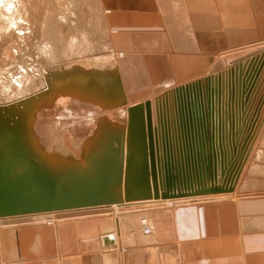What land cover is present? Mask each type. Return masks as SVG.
Returning <instances> with one entry per match:
<instances>
[{
    "label": "crops",
    "instance_id": "crops-1",
    "mask_svg": "<svg viewBox=\"0 0 264 264\" xmlns=\"http://www.w3.org/2000/svg\"><path fill=\"white\" fill-rule=\"evenodd\" d=\"M97 1L109 47L114 55L122 53L114 61L123 83L126 105L131 102L125 112L126 120L131 116L133 121H142L146 113L151 115L152 121L160 119L161 114L167 116V104L173 126L165 129L171 138L178 129L177 119H173L174 93L167 96L168 99L156 101L158 106L149 102L151 105L145 106L148 108L146 113L142 109L136 111V108L149 103L136 102L137 99L146 100L167 85H182L200 78L205 82L218 68H224L220 65L221 55L264 41V0ZM98 75L101 76L98 81L99 76L93 75L89 77L91 83L81 86L78 101L87 111L99 110L103 105L115 106L92 116L94 125L90 131L97 129L99 120L107 123L102 127V135L117 134L118 117H115L119 107L116 102L120 105L122 101L115 100L111 90L113 82ZM261 86V94L246 113L245 101L241 100L244 103L241 109L238 106L240 115L246 117L245 126L242 122L239 130L243 141L237 158L243 152L245 157L237 163L239 171L232 195L168 199L174 205L170 209L157 207L156 202H131L114 205L119 207L120 213L111 206L0 219V264H264L262 80L256 87ZM129 109L136 113H130ZM156 111L158 117L154 116ZM137 124L133 131V147L140 149ZM105 129L109 132L104 133ZM165 129L162 126L161 132ZM248 139L250 141L244 147ZM173 140L171 154L173 158L180 157L178 144L174 149ZM87 143L89 140L84 144ZM155 149L164 151L159 146ZM251 156L254 162H250ZM252 163L254 165L250 167ZM223 184L221 180L209 183L216 189ZM230 195L234 198L228 199ZM105 211L113 212L115 216ZM48 217L55 218V223L43 221ZM143 217L151 221L148 235L142 233L139 223ZM110 233L118 237L117 244L106 237Z\"/></svg>",
    "mask_w": 264,
    "mask_h": 264
},
{
    "label": "rangeland",
    "instance_id": "rangeland-1",
    "mask_svg": "<svg viewBox=\"0 0 264 264\" xmlns=\"http://www.w3.org/2000/svg\"><path fill=\"white\" fill-rule=\"evenodd\" d=\"M2 1L3 2L1 7L4 9H6L7 7L9 11L4 16H0V107H5L7 104L13 103L15 102V100H19L22 97H26L29 95L32 96L34 95V93H37L44 88H46L48 91L51 89H57V91L53 90L54 93L62 97L66 89H63V87L66 86L64 85L65 83L61 80L63 79L65 74L69 73V70L77 69V73H82V70H84L85 67H90L91 70L93 69V72L102 73V75H108L106 73L110 71L109 67H111L113 63L111 58H118V56L121 57L122 53L114 55L115 53L113 54L110 50L108 36L106 30L104 29L105 25L103 24L104 21L102 10L99 7L97 0ZM263 43L264 41L262 43L260 42V44L257 43L254 46L247 47L236 52L233 51L225 55H221L219 57L220 65L221 67L224 66V68H218L219 71L216 70V72L212 73V76H218V80H220L219 78H221L222 75L221 82L225 88H223L222 86L224 92L222 93V103L220 106L224 107L228 115L229 113H231V118H233V116H235V114L238 112L236 103H234L233 105V100L237 98L235 97L237 95H234L233 98V94H236V91H238L237 84H240L243 81L242 79H244V81L240 88L241 97L243 93L247 97H249L248 95L252 90V93L255 94V99L258 97V94H261L260 90L262 86L258 89L256 85L258 86L261 80L264 81V47L262 48ZM109 50L113 55L111 53H108ZM107 54L111 55V58L109 57L111 61H105V58H103V56ZM239 60H241L242 62L244 60V62L240 63ZM238 65L243 66V68H239ZM44 72L46 73L45 77L43 75ZM109 74H111V72H109ZM212 76L211 78L213 79ZM201 80L202 78L194 81ZM218 80H216L215 82L213 81V84L211 83V88L213 90L211 94L212 96H214V98L216 96L218 98V94L220 92V87L218 86H220L221 84ZM186 83H183L182 85ZM247 83L249 85L245 87V84ZM182 85L171 84V86H169L168 88H165L157 93H152V95L146 97V100L137 99V101H134L148 103L150 102L151 104L154 102L157 105L156 101L160 102L165 97L168 99L167 96L170 97L172 93H174L171 90H175ZM251 97L250 105L255 102V99L253 102L251 101ZM129 99H131V97ZM241 100L246 101V98H244V100ZM209 101L210 98L208 99L207 97V111L209 109ZM217 102L219 104V98L217 99ZM150 103L143 105V107H140V109H142L143 111H145L144 113H146L148 108H145V106H150ZM128 105H131V102H129V104L127 103V105L118 104L117 106H119V108L116 111L117 115L114 114V117L116 115L115 118L118 117L117 127L119 128V130L121 129L120 132L122 133L125 132L128 127L125 115ZM228 105H231L230 108ZM128 111L133 114L136 113L135 111L131 112V109H129ZM179 112L180 111L178 109V116L180 115ZM205 113L206 114L204 115V121L206 120L205 123L207 124V128H209L210 120H207L208 112ZM90 114L91 113H84L83 116L87 115L88 118L79 119V122L75 121L76 119H72V116H70L72 118H65L64 122H66L65 124L68 125V127H74L76 133L78 132L81 134L82 131L88 130V128H90L94 123V118H91L92 116ZM238 114L240 115L239 112ZM79 115H82V113H80ZM149 115H147V113L146 115L144 114V119L141 121V123H144V130L147 135L146 141L148 148L149 136L150 146L152 145V147H161L162 145H164V142L161 140L163 132L165 135L168 126H172V122L170 121L171 118L169 119V116L161 114L160 119L156 118L152 121L151 115ZM158 115L159 113L158 111H156L154 113V116L158 117ZM245 117L246 115H244V118H239L238 121L236 119H231L232 121H234V124L232 122L231 131L229 129L231 135L228 132V141L229 143L232 142V145H229V149L233 151L231 155L232 158H230L229 161V167L231 166L233 168V182H235L237 171H239L237 163L240 162V159H244L245 157L243 152V154L241 153L237 158L243 141V139H241V136L239 135V130L241 129L242 122H244L245 126ZM177 121H179V119H177ZM161 125L166 128L165 130H163V132H161ZM147 128L150 129L148 130ZM178 128H180V124H178ZM223 129L225 130V126L224 128L223 126H221V134L223 132ZM160 132L161 134H159ZM178 132L179 129H176V131L172 133V139H174V149H176V143L179 145ZM225 136L226 135L224 134V138ZM262 139H264V134L262 136ZM249 141L250 140L246 142L244 147H246ZM165 149L168 150L167 144H165ZM250 162H254V158L252 159V156ZM253 165L254 164L252 163L250 167H252ZM229 167L228 170L230 169ZM224 179L225 177L217 178V180L221 181H224ZM210 180L211 182L213 181L212 179ZM227 185L228 184L225 183L220 187H227ZM234 186L235 185H232L233 191L231 193L225 194L232 195V193L234 192ZM214 195H224V193ZM231 195L228 197V199L234 198ZM205 201L207 200H204V202ZM105 213L115 216L113 212L108 213L105 211ZM48 218H44L43 221L49 224H53V222L50 221L55 222V219L53 220V218ZM148 220L150 221V219ZM115 242V244L118 243V237L117 239L115 237Z\"/></svg>",
    "mask_w": 264,
    "mask_h": 264
},
{
    "label": "water",
    "instance_id": "water-1",
    "mask_svg": "<svg viewBox=\"0 0 264 264\" xmlns=\"http://www.w3.org/2000/svg\"><path fill=\"white\" fill-rule=\"evenodd\" d=\"M244 98L248 101V97L243 93L242 99L244 100ZM217 99V96L215 98L212 96L209 101L207 111V120H210L209 128L204 123L203 117L200 118V113L196 109L192 113H185V119L180 118L178 132L180 157L177 156L171 160L169 154H166L167 151L161 152L160 156L156 150L158 173L155 174L153 169L150 178L148 177V150L145 151L144 148V128L138 119L139 131L142 134L141 148L133 147L135 138L133 129H131V133H127L126 154H124L123 145H121L119 159L114 157V161L111 163L113 167L103 163L107 166L105 170L100 171L95 165L83 184H77L76 181L70 180L66 169L51 171L44 167L42 170L37 163L27 164L28 162L19 160L10 162V159L4 160L0 156V219L83 210L122 204L123 202L204 195L214 192V188H209L210 179L217 183L218 177H225L224 184L232 183L233 168L231 167L227 173L233 153L229 149L232 142L228 141V132L231 135V123L234 124L231 119L238 121L239 118H244V115L236 113L231 118V113L228 115L224 107L218 104ZM138 109L140 110L138 107L136 111ZM133 111L135 110L131 109V112ZM0 120L4 123V127L0 126L1 152L4 150L1 143H8L11 147L12 142L15 144L16 135L15 117L12 111L0 110ZM10 125H13L12 129ZM221 126L223 128L225 126L222 134ZM205 137L207 140L209 138L210 150L209 147H206ZM114 145L120 147L117 141H114ZM161 148L165 150V145H162ZM141 150H143V154ZM114 152H117V149ZM208 153L210 158H208ZM150 161L152 162L150 167L154 168L152 149ZM26 165L31 168L33 174L28 175L23 171V166ZM122 169L124 177H121ZM135 172H140L141 176L138 174L133 178ZM115 179H117L116 193L105 194L102 190L103 183H113ZM122 183L124 195H120ZM179 190L185 192L181 193Z\"/></svg>",
    "mask_w": 264,
    "mask_h": 264
},
{
    "label": "bare ground",
    "instance_id": "bare-ground-1",
    "mask_svg": "<svg viewBox=\"0 0 264 264\" xmlns=\"http://www.w3.org/2000/svg\"><path fill=\"white\" fill-rule=\"evenodd\" d=\"M2 2L3 1L0 0V16L1 15L4 16L9 11L7 7H6V9L1 7ZM104 29H105V26H104ZM263 47H264V43L262 44V48ZM110 50H111V48H110ZM110 50L108 52L109 54L111 53ZM234 52H236V51H234ZM263 54H264V52H263ZM110 56L111 55L107 54V55H104L103 58H105V61H111V59H112L113 63L111 65V67H109V68L110 69L113 68V71L111 74H109V72H110L109 71L108 73H106L108 75H104V76L106 79H110L111 82H113L112 85H114V86H113V88L111 87L112 88L111 90H112L114 97L116 98L115 100L122 101L121 102L122 104L123 103L126 104V98L124 96L123 83H122V80H120L121 76L119 77L120 73H119V70L117 71L118 68L116 67V63L114 61L117 58H114V57L111 58ZM121 56H122V54H121ZM238 67L243 68V66H239V65H238ZM76 70H73V69L69 70L68 71L69 73L65 74V76L61 80L65 83V84L64 83L63 84L66 86V87H63V89L64 88H66V89H65V93L62 95V97L57 95L56 93H54V91H57L56 87H55L56 90L53 89L54 91L52 89L48 91L46 88H44V89L40 90L39 92L34 93V95H32V96L29 95L26 97H22L19 100H15V102H13V103L7 104L5 107H0V110L12 111V114L15 117V135H16L15 136V144H14V142H12L11 147H9L10 145L8 143H5V142L1 143V145L4 148V150L0 152L1 158H3L4 160L10 159L11 160L10 162H15V160L16 161L17 160L23 161L25 163L28 162L27 164H31L32 162H34V163H37L39 165V168H42V170L44 169V167L51 169V171L65 170L66 169L68 172V178L70 180L76 181L77 184H83L84 181L86 180V178L88 177L89 173L91 172L92 168L95 165H96L97 170H100V171L105 170V167L107 166V165H104L103 163H106L109 166L113 167V165H111V163H113L114 157L116 159L117 158L119 159V157H120L119 150L121 151V145H123V151H124V154H126L127 133H130L131 129H133V131H135L134 130L135 124H137L136 121H133L131 116L127 117V120H126V122L128 123L127 130L122 133V132H120L121 129L120 130L118 129L119 131L118 130H116V131L120 132V133H117V134L116 133L114 134L112 132L111 134L109 133V134L102 135L101 134L103 131L102 127H106L105 124H107V123H103L102 121H99V120L97 121V124L95 123L96 125H98L96 130L90 131V128H89L86 131H82L81 134L78 132L76 133L75 132L76 130L74 129V127H68V125L65 124L66 123V122H64L65 118H72L73 117L72 119H76L75 121L79 122L80 121L79 119L88 118L87 115L83 116L84 113L85 114L91 113L90 115L94 116L95 114H100V113L103 114L107 110L111 109L112 107H115V106H111V105L110 106L103 105L99 108V110H89V111H87L86 109L84 110L83 104H81L78 101L80 99V96H81L80 94L82 92L81 86L84 83H88V82L91 83L92 82V81H90L89 77H91L93 75H95V77H98L99 76L98 74H100V75H102V74L98 73V72H93V69L91 70L90 67H85V69L82 70L83 71L82 73H77ZM118 73H119V75H118ZM43 75L45 77L46 73L44 72ZM212 77H213V79L211 77H209L208 78L209 80L206 79L207 81H205V82L202 80L201 81H191L189 83L182 85V87H178L175 90H171L174 92V97H173L174 104L172 106L173 110H174L173 119L174 118L179 119V121H177L178 124H180V118L182 119V117H183L185 119V113H187V112L192 113L193 110H195V109L197 110L198 113H200V115H199L200 118L203 117V119H204V115L206 114L205 112H207L206 108H204V106L207 105V103H206L207 97H208V99L211 98L212 97L211 92H213V90L211 88V83L213 81L215 82L216 80H218V76L216 77V75L215 76L213 75ZM100 78H101V76H99L97 78V81ZM219 79L220 80H218V81L220 82L221 85L218 86V87H220V92L218 94V98L220 101L219 104L221 105V103H222L221 98L223 96L222 93L224 92L222 89V86H223V88H225V87L221 82L222 81V75H221V78H219ZM195 80H197V79H195ZM242 80L244 81V79H242ZM49 81H50V79H49ZM55 81H56V78H55ZM243 81L240 84H237L238 91H236V94H233V98H234V95H237V96H235L237 98L233 100V105H234V103H236L237 110H238V106L241 109V106L244 104V103H242L241 96H240L241 95L240 94V91H241L240 88L243 84ZM208 82H209V84H208ZM169 86H171V85H169ZM169 86L167 85L166 88H168ZM103 87H105V86H103ZM97 89H98L99 95H101V93L99 91L100 89L99 88H97ZM107 91H109V90L107 89ZM252 91H251V93H252ZM251 93L249 94L248 101L246 99L245 104H244L246 106L245 113L249 110V108L251 106L250 105V97L252 96L251 97L252 102L255 99V97H254L255 94L254 93L251 94ZM104 94H106V93H104ZM105 96H107V95H104V97ZM98 103H99V101H98ZM92 104H94V103H92ZM117 104H119V103L116 102V105ZM230 106H229V108H230ZM165 107H166L167 116H169V119H170L169 110H168L169 107L167 104L165 105ZM178 109L180 111L179 114H181V116L180 115L178 116ZM176 110H177V112H176ZM236 112H233V113H236ZM80 113H82V115H79ZM77 114H78V116H77ZM237 114H238V112H237ZM70 116H72V117H70ZM48 117H52V118H48ZM2 118H7V117H2ZM205 121H204V123H205ZM89 122H90V120H89ZM3 124H4L3 121L0 120V126L4 127ZM132 124H133V126H132ZM93 125H94V123H93ZM142 125L144 128V123H142ZM11 126H13V125H10V128L12 129ZM231 127H232V123H231ZM136 129H138V128H136ZM147 129H150V128H147ZM107 131L108 130L105 129L104 133H107ZM143 132H144V139H145L144 140V142H145L144 148H145V151L148 150V157H149L148 177L150 178V177H152L153 169L155 170V174L158 173V168H157L158 167V156L155 155V151H156L155 147L154 146L152 147V145L150 146V136H149V148H148L147 141H146L147 135H146V132L144 129H143ZM141 135L142 134L140 132V138H141ZM88 140H89V143L84 144ZM161 140L164 142V145L165 144L168 145V150L165 149V151H167L166 154H169V158H171V160H172V158H173V155L171 154L172 138L169 137V139H168L167 133H165V135L163 134ZM169 140H170V142H169ZM114 141H117L120 147H115ZM122 141H123V143H122ZM204 141L206 143V147H209V144H210L209 138L207 140L205 137ZM85 146H87L86 148H89V149H85L84 148ZM116 149H117V152L113 153V151H115ZM151 149L153 150L154 168L150 167L152 165L151 164L152 162L150 161ZM209 150H210V147H209ZM159 152H160V150L158 151V153ZM159 155L161 156V152ZM208 158H210V155H208ZM256 160L257 159H255V161ZM23 167H24L23 171L26 174H28V175L33 174L31 172V168L28 167V165L23 166ZM112 167H111V169H112ZM96 168H95V171H97ZM121 174H122L121 177L122 176L124 177L123 169H122ZM138 174H140V176H141L140 172H135L134 177ZM174 175H175V173H174ZM105 180H107L106 177H105ZM234 183L235 182L228 184L227 187H219V189H216V187H214L213 193H208V194H204V195L207 196V195H213V194L231 193L233 191L232 185H234ZM116 184H117V179L113 180V183H109V184L103 183V186H102L103 192L105 194H111V193L116 192V186H115ZM122 185H123V183H122ZM213 186L214 185H212V187H209V188H213ZM179 191L182 193L185 192L184 190H179ZM121 192L124 195L123 186L121 187L120 195H121ZM204 195H197V196H204ZM188 197H196V196H188ZM188 197H180V198H188ZM176 198H179V197H176ZM168 199H173V198H168ZM168 199L138 201V203L156 202L155 205L157 207L162 206V207L170 209V208L174 207V205H173V201H169ZM160 200H168V201L165 202V201H160ZM157 201H159V202H157ZM124 203H126V202H123L122 204H113L110 206H102V207H111L112 206L115 208L116 212L120 213L119 207H117V206L123 205ZM127 204H129V203H127ZM114 205H117V206H114ZM102 207H96V208H102ZM162 207H160V208H162ZM89 209H95V208H89ZM57 213H61V212H57ZM57 213H45V214H38V215H51V214H57ZM38 215H31V216H38ZM22 217H27V216H22ZM54 219L55 218H53V220ZM50 222L55 223L54 221H50ZM148 229L150 230V221H148ZM110 235H108L107 238L113 244H115L116 243L115 242L116 236H114V234H110ZM116 239H117V237H116Z\"/></svg>",
    "mask_w": 264,
    "mask_h": 264
},
{
    "label": "built area",
    "instance_id": "built-area-1",
    "mask_svg": "<svg viewBox=\"0 0 264 264\" xmlns=\"http://www.w3.org/2000/svg\"><path fill=\"white\" fill-rule=\"evenodd\" d=\"M148 221H149V220H148L147 218H144V217L141 218L140 221H139L140 225H142V226H141L142 233L145 234V235H148V234L151 233V231L148 229ZM108 235H109V234H108ZM108 235H107V236H108ZM107 236H106V237H107ZM110 236H111V235H110Z\"/></svg>",
    "mask_w": 264,
    "mask_h": 264
}]
</instances>
